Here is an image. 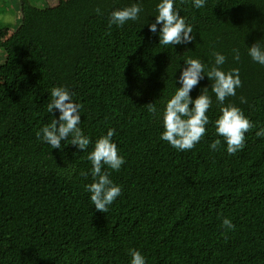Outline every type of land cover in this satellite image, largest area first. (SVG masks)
<instances>
[{
    "label": "trees",
    "instance_id": "1",
    "mask_svg": "<svg viewBox=\"0 0 264 264\" xmlns=\"http://www.w3.org/2000/svg\"><path fill=\"white\" fill-rule=\"evenodd\" d=\"M134 2L19 1V24L0 42V264H129V248L147 264H264V138L255 135L264 127V66L247 55V45L264 42V0H208L201 9L176 0L194 39L173 47L148 30L158 0H140L137 21L108 26L114 8ZM213 51L225 54V69L240 70L242 86L225 104L240 107L256 127L243 149L228 155L215 133L219 105L205 76L191 96L208 87L206 134L193 149L177 151L160 139L159 113L179 87L184 60L198 57L207 68ZM59 85L81 104L80 127L93 143L115 130L125 164L107 170L122 192L105 213L85 190L87 152L37 139L58 117L47 104ZM217 138L221 147L213 151ZM224 217L236 226L227 239Z\"/></svg>",
    "mask_w": 264,
    "mask_h": 264
},
{
    "label": "clouds",
    "instance_id": "2",
    "mask_svg": "<svg viewBox=\"0 0 264 264\" xmlns=\"http://www.w3.org/2000/svg\"><path fill=\"white\" fill-rule=\"evenodd\" d=\"M207 2L208 0H191L196 9L205 7ZM175 3L176 0H158L153 15L155 20L148 23L149 32L158 34L161 46L188 45L194 39L192 25L180 14ZM95 11L100 13L99 8ZM142 12L140 0L122 8H114L109 13L108 26L122 27L128 21H137ZM231 54L233 61L238 63L241 58L239 48L231 49ZM247 55L254 63L264 66V42L257 40L250 46L247 45ZM212 58L207 68L198 57H188L184 60V66L180 68L176 78L179 87H175V91L159 113L162 128L160 139L177 151H188L205 136L206 126L210 122L207 113L212 106V98L208 94V87L201 88L195 98L191 96V92L206 76L212 82L211 91L219 105V112L214 121L215 133L217 137L222 138L227 154L234 155L243 149L245 134L256 125L240 107L230 102L225 104L226 98L236 96V89L242 86L239 68L225 69L223 66L227 57L220 51H213ZM74 96L66 85L53 86L50 89L51 99L47 104V112L55 111L58 117L53 116L50 123L38 130L37 139L52 149H61L70 144L80 152H87L86 158L91 165L88 176L91 181L85 184V190L89 193L94 208L105 213L122 192L121 186L114 182L107 169L118 172L125 164V159L119 154L117 144L113 141L116 134L114 129L109 128L105 134L98 136L94 143L84 133L80 127L82 106ZM240 100L241 103H246L243 97ZM255 135L264 138V127L258 128ZM220 138L209 144L211 150H219L222 143ZM90 144L92 147L89 151ZM72 171H69V176ZM222 226L225 239L226 233L234 231L236 227L228 217L222 219ZM128 255L129 264H147L145 256L138 249L129 248Z\"/></svg>",
    "mask_w": 264,
    "mask_h": 264
},
{
    "label": "rangeland",
    "instance_id": "3",
    "mask_svg": "<svg viewBox=\"0 0 264 264\" xmlns=\"http://www.w3.org/2000/svg\"><path fill=\"white\" fill-rule=\"evenodd\" d=\"M20 0H0V42L5 41L12 34L13 30L19 24L20 12L18 10ZM57 0H45L40 3L35 0V5L45 6L53 5ZM10 18V19H6ZM2 52H0V61L2 60Z\"/></svg>",
    "mask_w": 264,
    "mask_h": 264
}]
</instances>
